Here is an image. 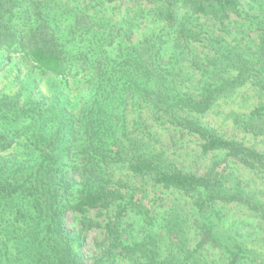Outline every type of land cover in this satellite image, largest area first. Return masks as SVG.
<instances>
[{"label":"trees","instance_id":"1","mask_svg":"<svg viewBox=\"0 0 264 264\" xmlns=\"http://www.w3.org/2000/svg\"><path fill=\"white\" fill-rule=\"evenodd\" d=\"M5 69L17 89L0 93V264H183L181 244L163 254L177 215L149 216L147 185L209 215L196 251L220 203L264 213L224 186L231 163L263 174L264 152L203 121L250 92L233 130L264 139V0H0ZM186 140L215 155L201 175L180 161Z\"/></svg>","mask_w":264,"mask_h":264},{"label":"rangeland","instance_id":"2","mask_svg":"<svg viewBox=\"0 0 264 264\" xmlns=\"http://www.w3.org/2000/svg\"><path fill=\"white\" fill-rule=\"evenodd\" d=\"M20 70V74L26 73V68L20 67ZM15 75V70L11 72L6 69L0 70V93L13 92L17 89V83L14 80ZM244 98L239 96L235 102L220 104L203 121L219 135L228 138L236 136L245 144L264 152L263 138L245 137V135L233 130L232 120L234 119L232 118L234 114L237 116L247 113L258 100L250 92L246 93ZM183 143L187 144L183 146L184 149L181 151L183 158L180 161L183 162V166L189 172L203 174L214 161L215 155L197 157L195 155L197 147L188 140ZM231 167L230 180L224 184L225 188L232 193L242 194L244 199L256 204L264 212V173L254 174L244 168H238L232 163ZM145 191L147 198L144 205L147 209L150 208L149 211L152 210L154 214L159 215H162L164 210L170 215L174 212L180 222L178 228L171 227L172 235H168V238L165 236V241L167 240L169 244L174 246L172 247V254L164 250V255L175 256L179 253L181 244L185 248V253L188 254L183 264H231L230 261L233 256L238 259L235 264H264V213L253 212L243 204L231 203L224 205L220 203L219 205L224 208H220L222 213H216V211L214 213L215 218L221 221L220 227L213 232L214 240L208 241L196 251L195 248H197L203 233L200 225L209 221V215L205 214L203 215L204 219H198L195 214L196 210L192 207V199L181 194L153 185H147ZM158 198L161 202H157L156 205L153 204L155 203L154 200ZM163 199L164 201H162ZM162 205L165 206L160 208L159 206ZM148 214L151 216V211ZM177 230L179 231L178 234ZM177 235L181 239H177ZM97 237H99V234L94 231L89 232L86 237L83 254L87 262L95 253L94 242ZM140 238L141 236L137 237L136 240L138 241Z\"/></svg>","mask_w":264,"mask_h":264}]
</instances>
